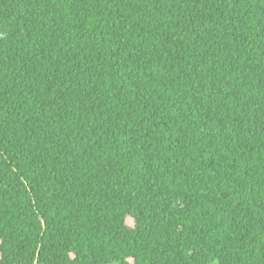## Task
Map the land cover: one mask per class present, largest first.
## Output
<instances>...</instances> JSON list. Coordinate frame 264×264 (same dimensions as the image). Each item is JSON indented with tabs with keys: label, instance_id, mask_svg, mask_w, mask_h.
<instances>
[{
	"label": "trees",
	"instance_id": "16d2710c",
	"mask_svg": "<svg viewBox=\"0 0 264 264\" xmlns=\"http://www.w3.org/2000/svg\"><path fill=\"white\" fill-rule=\"evenodd\" d=\"M0 264H264V0H0Z\"/></svg>",
	"mask_w": 264,
	"mask_h": 264
}]
</instances>
